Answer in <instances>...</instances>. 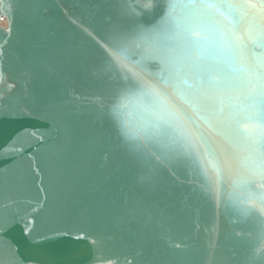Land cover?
Wrapping results in <instances>:
<instances>
[{"label":"water","instance_id":"95a60500","mask_svg":"<svg viewBox=\"0 0 264 264\" xmlns=\"http://www.w3.org/2000/svg\"><path fill=\"white\" fill-rule=\"evenodd\" d=\"M118 2L15 0L12 13L0 5V21L5 20L0 23V44L7 41V56L0 58V67L6 69L10 82L16 85L6 97L7 107H23L26 102L41 107L44 99L55 92L60 110L71 115L82 133L97 125L106 127L117 77L106 70L105 54L97 41L108 35L110 25L106 19ZM169 3L170 0H158L157 7L142 19L159 23ZM254 3L259 12L261 6L257 0ZM181 13L179 7L174 10L175 15ZM12 17L15 30L9 32ZM213 55L207 53L209 58ZM242 63L247 68L264 65V41H249ZM241 75L249 80L255 77L257 84L253 87L259 91V73L245 71ZM164 101L183 122L193 155L188 163L175 167L174 176L165 175L164 187L150 201L167 217L162 225L155 219V211L142 222L118 214L119 191L115 184L109 187L97 179L99 173L95 162L88 158L86 139L69 152L61 165L70 185L67 188L55 179L53 155L46 147L36 144L15 159L0 153V170L7 167L6 175L0 176V215L9 212L22 215L31 211L30 204L40 209L42 205L38 202L47 195L48 208L34 213L37 236L63 228L85 238L76 241L62 238L37 249L32 239L22 233L23 225H15L0 241V259L9 255L4 244L11 241L16 247L12 255L17 264L47 261L52 264H125V261L127 264H264V230L259 221L238 211L242 207H255L259 201L240 203L233 195L236 182L249 170V151L209 130L217 147V155H211L207 145L200 141L196 126L179 111V105L167 97ZM237 103L242 109L258 113L264 109V96L238 99ZM0 107H5L3 101ZM184 107L208 130L199 114L188 105ZM120 110L126 120L136 122L138 117L132 105ZM43 124L44 120L36 114L0 115V144L18 130L49 131ZM259 127V121H252L245 129L252 137L256 155L264 153V137L259 135ZM24 141L34 143L27 136ZM28 153L35 159H30ZM33 168L40 169V173H34ZM85 175L90 178L85 179ZM9 178L14 182L9 183ZM41 183L48 192L40 191ZM57 201L63 206L58 208ZM5 204L9 207L5 208ZM258 215L264 213L258 211ZM161 232L164 235L158 239ZM69 248L73 250L71 256L65 255Z\"/></svg>","mask_w":264,"mask_h":264},{"label":"snow or ice","instance_id":"6c2138e0","mask_svg":"<svg viewBox=\"0 0 264 264\" xmlns=\"http://www.w3.org/2000/svg\"><path fill=\"white\" fill-rule=\"evenodd\" d=\"M257 2L261 6L259 12L254 0H179L178 3L170 0L163 19L155 23L146 22L142 17L151 14L158 0L146 3L136 0L140 10L133 0H119L106 19L110 25L108 35L97 41L105 54L106 70L117 77L113 107L106 127L97 125L83 133L71 115L60 110L55 92L44 99L41 107L29 102L15 109L7 107L6 97L16 85L10 82L6 69L0 67V101L5 103V107H0V115L36 114L44 120L43 128L49 130H18L0 144V153L15 159L36 144L46 147L54 157L57 183L67 188L70 185L61 172V165L69 152L86 139L88 158L95 162L99 173L97 179L108 183L109 187L115 184L119 191L118 214L124 219L142 222L155 211V219L162 225L167 217L150 201L164 187L165 175L174 176L175 167L188 163L193 155L184 124L165 103L167 97L178 104L183 117L196 126L200 141L207 145L211 155H217V147L210 131L249 151V170L236 182L233 195L240 203L259 201L255 207H242L238 211L259 221L264 230V216L258 215V211L264 213V153L256 155L252 137L245 131L249 122L259 121L258 132L264 137V109L257 113L242 109L237 103L238 99L264 96V65L247 68L242 63L249 41H264V0ZM0 5L9 13L15 10V0H0ZM177 7L182 9L180 15L174 14ZM14 30L12 17L9 32ZM6 44L7 41L0 44V58L7 56ZM209 52L214 54L211 58L207 56ZM245 71L259 73L258 92L253 87L257 84L255 77L249 80L241 75ZM129 105L137 113L135 123L126 120L125 113L120 110ZM184 105L199 114L208 130L197 123ZM25 136L34 143H26ZM28 155L35 159L30 153ZM32 171L38 175L41 170L33 168ZM6 173L7 167L0 170V176ZM84 178L90 177L85 175ZM13 182L9 178V183ZM40 191L46 193L49 189L41 183ZM48 199L45 195L38 202L42 205L40 209L30 204L31 211L22 215L11 212L0 215V241L15 225H23L22 233L32 239L37 249L62 238L68 241L84 239L72 229L63 228L37 236L34 213L46 210ZM56 204L58 208L63 206L60 201ZM163 235L161 232L157 238ZM4 247L9 255L0 259V264H17L12 255L16 252L15 245L8 241ZM65 255H73V250H65Z\"/></svg>","mask_w":264,"mask_h":264},{"label":"bare ground","instance_id":"6f19581e","mask_svg":"<svg viewBox=\"0 0 264 264\" xmlns=\"http://www.w3.org/2000/svg\"><path fill=\"white\" fill-rule=\"evenodd\" d=\"M0 23H5V20H4V19H2V20L0 21Z\"/></svg>","mask_w":264,"mask_h":264}]
</instances>
